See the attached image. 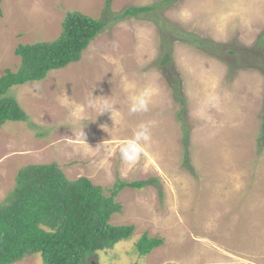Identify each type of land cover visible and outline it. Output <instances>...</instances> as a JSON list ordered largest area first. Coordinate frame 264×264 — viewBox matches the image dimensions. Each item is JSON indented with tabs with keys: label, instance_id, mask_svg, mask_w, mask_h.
<instances>
[{
	"label": "rangeland",
	"instance_id": "obj_1",
	"mask_svg": "<svg viewBox=\"0 0 264 264\" xmlns=\"http://www.w3.org/2000/svg\"><path fill=\"white\" fill-rule=\"evenodd\" d=\"M1 3L0 75L18 67L17 45L56 39L66 11L107 24L79 61L8 90L27 121L0 128V202L28 164L54 163L67 179L84 176L106 195L117 181L152 180L118 192L122 211L110 223L132 224L133 234L92 260L264 264V72L255 57L264 58V0ZM141 6L154 8L120 17ZM194 37L220 44L221 53L189 44ZM135 99L147 110L130 111ZM105 100L112 116L99 112ZM141 124L150 125V140L140 141L139 156L130 144L127 162L120 149ZM142 233L163 243L141 256ZM13 264L42 262L35 254Z\"/></svg>",
	"mask_w": 264,
	"mask_h": 264
},
{
	"label": "trees",
	"instance_id": "obj_2",
	"mask_svg": "<svg viewBox=\"0 0 264 264\" xmlns=\"http://www.w3.org/2000/svg\"><path fill=\"white\" fill-rule=\"evenodd\" d=\"M1 4L0 0V17ZM153 8L128 7L120 17H138ZM106 24L73 9L65 12L61 33L56 39L17 45L14 53L20 57L18 67L14 71L6 69L0 75V128L8 121H27L18 101L8 94L12 86L43 80L50 71L79 61ZM189 44L201 49L210 46V52L221 53L220 44L207 39L194 37ZM169 57L167 53L161 65ZM255 57L264 72V58ZM260 134L263 138L264 124ZM14 182V188L0 202V264L17 263L35 254L41 257L42 264H99V260L91 257L113 249L133 234L132 224L110 223L111 216L122 211V205L115 201L118 192L124 187L140 189L154 181H117L106 195L101 186L88 178L69 180L56 164L49 163L21 167ZM162 243V238L142 233L135 242V250L141 256L147 255Z\"/></svg>",
	"mask_w": 264,
	"mask_h": 264
},
{
	"label": "clouds",
	"instance_id": "obj_3",
	"mask_svg": "<svg viewBox=\"0 0 264 264\" xmlns=\"http://www.w3.org/2000/svg\"><path fill=\"white\" fill-rule=\"evenodd\" d=\"M114 108L113 106L109 105L107 101L105 100L103 104L99 107L100 114L105 112H110L112 116ZM138 110H147V101L144 99H135L131 106L130 111L135 112ZM150 125L149 124H141L139 125L138 131L134 133L133 140L130 141L128 144H125L121 147L120 153L122 159H124L127 162H131L133 157L132 149L130 148V144H136V150H135V156H139L140 151L142 150V146L140 145V141H143L145 144L150 140V131H149ZM83 128L79 130L78 136L79 139L85 143L84 139V132Z\"/></svg>",
	"mask_w": 264,
	"mask_h": 264
},
{
	"label": "bare ground",
	"instance_id": "obj_4",
	"mask_svg": "<svg viewBox=\"0 0 264 264\" xmlns=\"http://www.w3.org/2000/svg\"><path fill=\"white\" fill-rule=\"evenodd\" d=\"M223 1V0H222Z\"/></svg>",
	"mask_w": 264,
	"mask_h": 264
}]
</instances>
